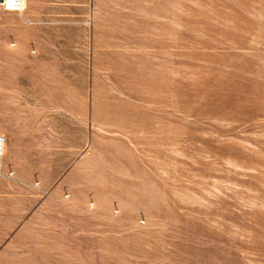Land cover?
Instances as JSON below:
<instances>
[{
  "label": "rangeland",
  "instance_id": "374dc122",
  "mask_svg": "<svg viewBox=\"0 0 264 264\" xmlns=\"http://www.w3.org/2000/svg\"><path fill=\"white\" fill-rule=\"evenodd\" d=\"M43 1L0 8V264H264V0Z\"/></svg>",
  "mask_w": 264,
  "mask_h": 264
},
{
  "label": "crops",
  "instance_id": "0c3cea01",
  "mask_svg": "<svg viewBox=\"0 0 264 264\" xmlns=\"http://www.w3.org/2000/svg\"><path fill=\"white\" fill-rule=\"evenodd\" d=\"M44 6V1L43 0H26V9L24 12L25 16H22V20L24 21L25 19L27 21H32L36 18V13L38 12V8ZM23 30L29 31L31 29L29 24H26L24 22L21 23ZM38 51H34L33 53L30 52L27 48L21 49L19 51L20 55L22 56L21 60L23 62H26L27 66L30 68L28 70H34L32 68V65L34 64L37 68L38 65L37 63H33L34 59L37 58L38 55H36ZM35 55V56H34ZM25 69V68H24ZM39 70V69H36ZM42 70V69H40ZM0 135L4 136L5 138V153L4 156L8 158V160L12 161L14 157V153L16 150V145L13 142V139L11 138V135L8 133H0Z\"/></svg>",
  "mask_w": 264,
  "mask_h": 264
},
{
  "label": "built area",
  "instance_id": "2783aa9c",
  "mask_svg": "<svg viewBox=\"0 0 264 264\" xmlns=\"http://www.w3.org/2000/svg\"><path fill=\"white\" fill-rule=\"evenodd\" d=\"M0 8L3 12L23 15L26 9V0H1ZM5 153V138L0 135V160Z\"/></svg>",
  "mask_w": 264,
  "mask_h": 264
},
{
  "label": "water",
  "instance_id": "95a60500",
  "mask_svg": "<svg viewBox=\"0 0 264 264\" xmlns=\"http://www.w3.org/2000/svg\"><path fill=\"white\" fill-rule=\"evenodd\" d=\"M1 1V0H0Z\"/></svg>",
  "mask_w": 264,
  "mask_h": 264
}]
</instances>
